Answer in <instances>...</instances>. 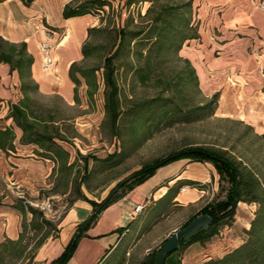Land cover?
<instances>
[{
  "label": "rangeland",
  "instance_id": "374dc122",
  "mask_svg": "<svg viewBox=\"0 0 264 264\" xmlns=\"http://www.w3.org/2000/svg\"><path fill=\"white\" fill-rule=\"evenodd\" d=\"M107 3L108 7H105L98 17L92 16L94 26L99 25V17L107 21L111 19L115 24L120 18V23L125 26L128 33L125 46L114 61L120 107L116 131H112L111 122L103 108L105 87L102 80V61L111 50V38L107 36L106 38L105 35L98 39L102 47L82 64L84 68L98 69L96 72L98 91L92 105L88 104L86 86L82 79L78 88L80 104L73 107H67L57 94L33 95L34 105L45 110V117L51 112L56 121L68 120L66 124H60L62 131L70 136L69 142L62 145L69 152V162L77 159L78 165L82 166L81 156L88 158L89 172L86 173L88 176L85 184L91 192L112 189L143 164L185 146L220 148L241 157L249 164L257 165L264 156V140L255 135L261 134L254 128L252 132L247 127L249 124L236 117L224 116L218 109V103L211 116L191 114L192 109L203 105L213 95L210 93L211 88L202 90L206 82L214 83L213 87H216L228 77L238 80L237 77L247 76L258 88L261 89V85H264V45L251 38L250 30L244 28L246 25H243L241 30L232 28L230 31L232 33H226L227 38H222L223 29L219 19L222 13L220 8L223 5L218 1L215 5H209L208 0H131L129 5L125 0H107ZM149 11L151 12L148 13ZM169 14L171 15L167 18L171 19L173 26L178 27V35L192 37L195 33H200V37L198 35V40L185 41L176 54L173 51L165 52V47L158 51L154 50L149 59L150 66L146 68L143 57L147 54V35L154 28L152 19L159 18L156 27H162L165 24L163 19ZM83 21V18L77 17L70 22L69 56L81 53L77 44L85 31L81 24ZM135 32L141 35L132 41L131 34ZM230 39L232 41L230 48L223 49V41ZM138 42L141 43L137 47ZM139 53H143L142 56ZM192 55L193 62L186 58ZM202 56L206 62L204 66L207 72L204 73L208 80L203 82L202 73L196 68V74H199L200 79L199 92L187 79L189 66L187 60L190 64H196L195 60ZM224 62L234 66L251 63L256 66L255 72L221 73L218 70ZM63 63H60L62 72ZM148 71L150 73H147ZM140 73L148 76L144 82L140 79ZM47 74L56 78L60 76L54 70ZM67 76L70 80L68 72ZM61 87L64 90L63 81ZM47 185L48 180L45 183V191L40 193H44L45 198L52 197L54 209L64 205L67 210V196L62 198L60 195L47 194L50 188ZM201 185L203 187L196 185L190 187L205 192L199 201L184 211L179 207L174 208L179 219L177 229L182 228L183 224L207 203L222 199L228 187L226 180L222 181L220 186L218 181L216 186L213 185V181ZM81 189L83 193H90L84 186ZM23 197H26L25 193ZM251 205L238 203L230 224L221 226L218 233L208 241L194 243L182 249L179 252L181 264H202L209 260L208 257L221 258L235 246L242 244L246 239L245 231L249 228L247 226L256 209L255 205L254 209L253 204ZM60 219L50 221L57 224ZM29 237H32L31 233L26 235V242H29ZM129 243L120 244L117 248L118 252L125 248L124 264H140L145 258L144 251L130 250L127 247ZM162 243L151 252L160 249ZM28 261L27 258L12 261V264H27Z\"/></svg>",
  "mask_w": 264,
  "mask_h": 264
},
{
  "label": "crops",
  "instance_id": "0c3cea01",
  "mask_svg": "<svg viewBox=\"0 0 264 264\" xmlns=\"http://www.w3.org/2000/svg\"><path fill=\"white\" fill-rule=\"evenodd\" d=\"M70 1L33 0L30 4H25L23 0H2L0 37L11 43L24 42L28 53L33 57L32 76L38 84L39 92L43 95L57 94L67 106L73 107V84L68 79L67 72L71 63L81 59V53L68 55L70 22L74 18L64 20L62 10ZM217 1L223 5L219 19L223 29L222 38H227L228 34L232 33V28L241 30L242 26L246 25L244 28L250 30L251 38L264 45V9L258 7L264 0ZM217 1L208 0L209 5H215ZM78 18L84 19L81 24L85 31L77 44L81 49L87 28L94 26L95 21L91 15ZM198 35L200 37V33ZM42 40H47L55 46L54 72L60 75L57 78L42 69L38 51V44ZM231 42V39L223 41V49L230 48ZM192 57L194 55L186 58L192 61ZM203 58L202 56L195 60L196 64L192 66L195 71H201L205 82L208 79L204 73L207 70ZM61 62H64L63 72L60 70ZM255 68L251 63L234 66L224 62L218 71L225 74L232 71L250 74L255 72ZM237 78L240 80L228 77L216 87H213L214 83L209 82L203 87L201 84V87L203 91L211 88L210 93L218 95V109L224 116L236 117L249 124L256 132L264 134V85H261L260 89L247 76ZM62 81L65 84L64 90L61 87ZM18 91L16 72H11L7 65L0 64V128L13 125L11 119L7 118L8 103H16L21 98ZM14 133L13 149L7 153L0 151V243L7 239L16 240L21 231L22 216L15 208V203L21 199L19 195L25 193L24 199L29 203L42 200L45 194L40 191H45L46 180L55 166L54 162L37 155L39 149L35 145L20 143L21 131L18 128L14 127ZM218 178L213 166L206 162L180 160L157 169L145 182L106 207L97 216L78 241L66 264H96L103 255L126 242H130L127 246L130 250L144 251V260H148L151 251L179 227L174 208L179 207L184 211L199 201L205 193L203 190L198 191L184 185L175 198L163 201L168 188L179 181L200 184L213 181L216 186ZM110 190L111 188L99 189L85 192L84 195L88 200L99 203L107 197ZM252 208H255L254 205ZM91 214L92 207L89 203L81 200L73 202L58 222L57 238H48L38 248L31 264H50L68 244L77 226L88 220ZM123 228L126 229L120 232ZM164 264H181L179 252L170 254Z\"/></svg>",
  "mask_w": 264,
  "mask_h": 264
},
{
  "label": "trees",
  "instance_id": "16d2710c",
  "mask_svg": "<svg viewBox=\"0 0 264 264\" xmlns=\"http://www.w3.org/2000/svg\"><path fill=\"white\" fill-rule=\"evenodd\" d=\"M23 1L25 4H30L33 0ZM125 3L129 5L131 0H125ZM105 7H108L107 0H71L62 10V18L67 20L85 15L98 17L100 12L105 10ZM170 15L165 16L163 19L165 24L162 27H156L160 21L159 18L152 19L154 28L147 35V54L143 57L146 62V68L150 66L151 61L149 59L152 57L151 53L154 50L158 51L165 47V52L173 51L176 54L185 41L198 39V33H195L192 37L178 35V27L173 26L171 19L167 18ZM153 25L150 26L152 27ZM104 35L111 38V50L102 61V80L105 87L103 108L105 115L111 122L112 131H116L120 107L114 61L124 48L128 37L125 26L120 23V18L115 24L111 19L107 21L99 17L98 26L87 28L86 39L81 45V59L70 64L68 75L73 84V101L75 105L80 104L78 88L81 85V79L86 86L85 95L88 104L92 105L95 94L98 91L96 77L98 69L94 67L84 68L82 64L102 47L101 43H98V39ZM140 35L141 33L139 32L132 33V41L136 40ZM139 43L141 42L137 43V47L140 45ZM139 54L142 56L143 53ZM187 63H189L186 74L187 79L200 92L196 71L188 60ZM0 64L7 65L11 72H16L21 93V98L16 103H8L7 118L11 119L13 125L0 128V151L7 153L13 149L14 127L18 128L21 131V144L35 145L39 149L37 151L39 157L48 159L55 164L47 179L50 185L47 194L67 196V209L77 200L85 201L92 207L91 221L85 225L86 220L77 226L68 244L50 264H66L71 258L80 238L84 236L85 231L106 207L145 182L157 169L178 160L211 164L219 177V186L222 181L226 180L228 187L222 199L207 203L182 226V228L185 227L200 215H207L211 218L209 229L207 231L199 230L187 241H182L175 252H180L194 243H204L215 236L221 226L232 222L236 205L241 202L256 206L253 218L249 226H247L249 228L245 231L246 239L242 244L221 258L209 259L202 264H264V156L257 165H252L241 157L232 155L229 151L220 148L185 146L150 163L143 164L130 176L117 183L110 190L107 197L99 203L90 201L85 197L81 189L84 186L87 191L91 192L85 184L89 172L88 158L81 156L82 166L78 165L79 160L77 161V159L69 162V152L62 145L69 142L70 136H67L66 132L62 131L60 124H66L68 120L60 119L56 121L55 116L51 112L45 117V110L34 105L33 95L40 92L38 84L32 76L33 57L28 53L26 44L24 42L11 43L0 37ZM147 73H150V71ZM139 76L143 82L148 78L146 74L143 75L142 73ZM217 99V94L212 95L209 101L192 109L191 114L199 115L201 113L205 117L211 116L216 108ZM247 127L253 132L252 127ZM255 135L264 140V134ZM79 175L81 176L78 177ZM184 185L203 187L198 182L179 181L168 188L163 196V201L167 199L171 201L175 198L180 188ZM24 198L26 197L15 203L16 210L22 216L21 231L16 240L7 239L0 243V264H12V261L27 258L29 259L27 264H31L38 248L48 238L55 239L58 236V223L54 224L46 219L37 208L30 205ZM125 229H121L120 232ZM29 233L32 234V237H29V242H26V235ZM30 242L32 243L31 245ZM117 248L115 247L109 255H103L96 264H124L125 248H121L119 252ZM158 251L159 249L149 254L148 257L150 258L148 260L146 258L140 264H154Z\"/></svg>",
  "mask_w": 264,
  "mask_h": 264
},
{
  "label": "water",
  "instance_id": "95a60500",
  "mask_svg": "<svg viewBox=\"0 0 264 264\" xmlns=\"http://www.w3.org/2000/svg\"><path fill=\"white\" fill-rule=\"evenodd\" d=\"M91 219L92 217L90 216L85 225H87ZM210 224V217L207 215H200L185 227L173 230L162 243V246L155 257L154 264H164L167 256L175 252L181 245L182 241H187L199 230L207 231Z\"/></svg>",
  "mask_w": 264,
  "mask_h": 264
},
{
  "label": "built area",
  "instance_id": "2783aa9c",
  "mask_svg": "<svg viewBox=\"0 0 264 264\" xmlns=\"http://www.w3.org/2000/svg\"><path fill=\"white\" fill-rule=\"evenodd\" d=\"M258 7L260 9H264V1L260 2L258 4ZM54 49L55 46L47 40H42L38 44V51L41 56V66L42 69L47 73H51L54 70ZM19 198H23V194H20ZM30 205L37 208L48 220L60 219L66 211V207L64 205L59 206L57 209H54L52 197H44L38 203H30ZM136 210L138 211L139 208H137Z\"/></svg>",
  "mask_w": 264,
  "mask_h": 264
}]
</instances>
